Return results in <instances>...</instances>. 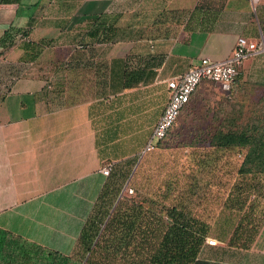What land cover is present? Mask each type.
<instances>
[{"label": "crops", "instance_id": "0c3cea01", "mask_svg": "<svg viewBox=\"0 0 264 264\" xmlns=\"http://www.w3.org/2000/svg\"><path fill=\"white\" fill-rule=\"evenodd\" d=\"M100 21L113 30L104 43L89 34ZM9 27L19 31L0 45V229L71 255L107 179L100 169L148 141L117 148L138 96L264 34V0H0V38ZM236 82L263 105L264 54ZM245 251L247 263L195 264H264V225Z\"/></svg>", "mask_w": 264, "mask_h": 264}, {"label": "rangeland", "instance_id": "374dc122", "mask_svg": "<svg viewBox=\"0 0 264 264\" xmlns=\"http://www.w3.org/2000/svg\"><path fill=\"white\" fill-rule=\"evenodd\" d=\"M156 6L153 1L149 3L148 11L154 15H149L148 24L156 16ZM109 23L111 26V21ZM236 81L230 93L224 92L218 84L201 85L164 140L153 150L145 153L141 150L130 159L115 162L106 178L110 179V184L111 178L114 182L117 180L120 195L128 198L129 205L131 201L142 203L144 210L164 214L166 208L176 203L205 220L210 233L198 257L204 255L228 262L243 258L247 263L251 259L245 253L251 247L248 238L254 230L253 239L264 225L262 166L256 158L252 162L245 161L249 146L210 145L216 141V134L234 130H247L250 139L256 140L255 145H260L264 137V103L257 104L253 96L256 93L249 87L239 89ZM147 90L138 96L142 100L132 107L131 122L118 129L117 148L123 146L127 150L130 143L131 151H135L138 143L143 145L150 136L167 92L164 85L158 83L149 84ZM242 164L250 172L241 173ZM114 195L108 197L109 205ZM106 241L92 257L96 264H111V238ZM244 244L249 247L244 248ZM86 256L85 250L77 246L67 257L45 256L44 263L84 264ZM120 257L121 253L116 252L113 264H119ZM132 258H136L134 253L126 256V260Z\"/></svg>", "mask_w": 264, "mask_h": 264}, {"label": "trees", "instance_id": "16d2710c", "mask_svg": "<svg viewBox=\"0 0 264 264\" xmlns=\"http://www.w3.org/2000/svg\"><path fill=\"white\" fill-rule=\"evenodd\" d=\"M18 31L14 27L7 28L0 38V45H15L14 36ZM112 31L110 23L100 21L89 34L100 41H108ZM208 83L210 84H204ZM249 135L244 129L219 133L215 135L216 141L210 145L224 148L249 146L245 161L252 162L256 158L262 166L260 172L264 173V137L261 138L260 145H255L256 140H251ZM240 172L248 173L250 170H245L242 164ZM116 182L111 178L110 184V179H106L81 229L77 246L88 254L84 264H96L93 255L110 238L113 250L111 264L115 263L116 252L121 253L119 264H195L210 233L209 224L199 215L186 211L176 203L166 208L164 214L144 210L142 203L131 201L129 205L128 198L120 195L121 187ZM110 194L115 195L109 205ZM252 233L254 234V230ZM252 235L248 238L249 244L255 238L252 239ZM114 241L117 242L113 243ZM243 247L248 248L249 245L244 244ZM130 253H134L136 258L129 261L126 256ZM53 255L70 256L47 250L0 229V264H45L44 257Z\"/></svg>", "mask_w": 264, "mask_h": 264}, {"label": "built area", "instance_id": "2783aa9c", "mask_svg": "<svg viewBox=\"0 0 264 264\" xmlns=\"http://www.w3.org/2000/svg\"><path fill=\"white\" fill-rule=\"evenodd\" d=\"M258 54H264V34L256 39L238 36L229 56L224 60L212 61L202 58L183 74L167 79L166 103L142 152L153 150L158 142L168 136L183 110L189 105L192 95L202 84H218L224 92L230 93L243 63ZM112 167V163H107L100 171L104 176H108Z\"/></svg>", "mask_w": 264, "mask_h": 264}]
</instances>
